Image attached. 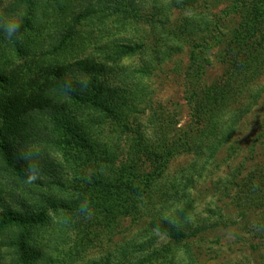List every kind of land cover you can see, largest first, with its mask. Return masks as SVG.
<instances>
[{
	"label": "trees",
	"instance_id": "16d2710c",
	"mask_svg": "<svg viewBox=\"0 0 264 264\" xmlns=\"http://www.w3.org/2000/svg\"><path fill=\"white\" fill-rule=\"evenodd\" d=\"M195 2L198 0H13L12 6L23 10L22 14L9 19L6 12L5 23L0 24V264H7L4 258L8 264L55 262L53 247L36 241L33 233L50 225L54 214L96 213L100 220L116 214L138 218L170 193L166 198L173 199L175 207L161 209L156 203L151 226L175 241L205 227L190 222L192 207L186 192L201 171L191 167L188 177L171 182L174 186L169 189L162 181L168 164L178 155L194 151L205 159L214 156L231 139L241 110L230 117L231 112H224L217 104L204 105L195 91L187 99L193 126L175 129L167 141L152 143L154 149L139 136L130 151L139 163L130 164L111 150L110 141H117H100L97 132L105 123L109 127L114 124L115 130L120 126L126 129L124 107L129 112L137 109L126 100L135 72H126L120 60L142 53L146 35L138 39L124 34L112 36L98 44L103 55L79 54L61 60L63 52L88 38L89 31H80L79 25L110 21L145 32L158 27V33L169 34L174 30L168 27L163 12L184 9ZM230 13L239 18L234 29L214 30L221 17L212 25L186 21L175 25L181 41L172 43L170 38L162 50L169 53L180 49L183 42L190 44L187 75L199 76L207 65V52L217 47L218 57L229 71L213 88L216 101L235 92L232 82L236 76L241 78V86H249L254 70L248 67L264 60V36H255L252 31L257 16H264V0H230L222 16ZM10 23L19 25L11 36L5 31ZM211 26L213 32L207 37L204 32ZM158 56L161 58V51ZM139 70L146 72L150 67L142 65ZM196 135L207 143L198 146ZM55 150L69 163L71 178L56 172L50 154ZM86 162H91L88 171L82 167ZM252 190L254 187L244 190L245 202L250 199L254 206H260L264 198L252 195ZM152 244L147 238L129 242L117 264H151L157 251Z\"/></svg>",
	"mask_w": 264,
	"mask_h": 264
},
{
	"label": "rangeland",
	"instance_id": "374dc122",
	"mask_svg": "<svg viewBox=\"0 0 264 264\" xmlns=\"http://www.w3.org/2000/svg\"><path fill=\"white\" fill-rule=\"evenodd\" d=\"M229 1L198 0L193 6L163 12L167 17L168 27L174 30L169 34L158 33V27L145 32L140 27L135 29L132 25H126L125 28L110 21H92L89 25L78 26L80 31L87 30L90 34L85 41L63 52L61 60H68L79 54L103 55L105 52L98 44L112 36L124 34L138 39L146 35V49L142 53L120 60L126 72H135L132 75L134 85L130 86L131 94L128 93L130 96L126 100L129 106L137 109L129 112L124 107L126 129L120 126L115 130L114 124L111 128L109 123H105V128L97 132L100 141L107 138L117 141H110V147L111 150L115 149L121 161L139 163L136 156L134 158V154H130L134 141L139 136L141 142L146 139L148 144L158 145L159 141H167L175 129L183 131L193 126L194 118L187 99L195 91L198 92L199 101L208 107L217 104L224 112H231L230 117L239 109L241 112L237 114L231 139L223 143L214 156L205 159L198 157L194 151L178 155L168 164L162 181L164 187L169 189L183 176L188 177L191 167L201 171V175L196 174L186 192L192 207L189 220L195 226L203 224V229L195 235L175 241L151 226L150 219L156 210V203L161 204V209L175 207L173 199L166 198L171 193L161 196L158 202L138 218L116 214L100 220V214L96 213L54 214L50 225L33 232L36 241L46 242L53 247L55 262L46 264H117L123 259V247L133 240L138 242L146 238L152 240L153 248L157 250L151 264H264V199L260 206H254L250 199L245 202V191L252 187V195L264 198V60L259 64L255 61V65L248 67L254 70L249 86H241L242 80L236 76L232 82L235 92L216 101L213 88L217 86L219 78L229 71L227 64L218 57L217 47L207 52V65L205 64L204 71L199 76L187 75L190 48L187 42H183L176 51L162 52L170 38H173L172 43L181 41L182 35L178 30L175 32V25L180 26L186 21H205L212 25L221 17V23L215 24L214 30L224 27L234 29L239 18L233 13L227 17L222 16ZM12 2L13 0H0L1 25L5 23L4 13L8 12L9 19H12L20 17L23 12L15 9ZM257 18L252 31L261 38L264 36V16L260 14ZM208 29L204 34L210 37L212 26ZM159 51L161 58L158 56ZM15 60L20 62L19 57ZM142 65H148L150 70L141 72L139 69ZM238 85L242 89L236 94ZM247 106L248 109H245ZM199 136L196 135L197 145L203 146L207 142L201 141ZM50 154L57 165L58 175L71 178V167L64 155L56 150L50 151ZM147 165L144 166L149 169ZM82 167L85 171L90 170L91 162L82 164ZM236 169L239 172L236 173ZM171 182H174L173 185ZM239 191H242L239 194L241 199L237 196ZM149 236L151 237L148 238ZM4 259L8 264V258Z\"/></svg>",
	"mask_w": 264,
	"mask_h": 264
},
{
	"label": "clouds",
	"instance_id": "9594fccd",
	"mask_svg": "<svg viewBox=\"0 0 264 264\" xmlns=\"http://www.w3.org/2000/svg\"><path fill=\"white\" fill-rule=\"evenodd\" d=\"M18 27H19L18 24L10 23L7 25L5 31L7 32L9 36H11L18 29Z\"/></svg>",
	"mask_w": 264,
	"mask_h": 264
}]
</instances>
